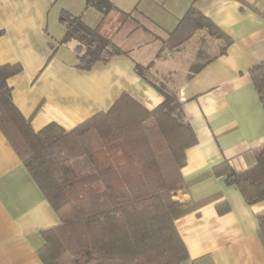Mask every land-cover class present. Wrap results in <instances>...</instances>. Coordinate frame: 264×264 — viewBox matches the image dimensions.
<instances>
[{
    "label": "crops",
    "instance_id": "0c3cea01",
    "mask_svg": "<svg viewBox=\"0 0 264 264\" xmlns=\"http://www.w3.org/2000/svg\"><path fill=\"white\" fill-rule=\"evenodd\" d=\"M113 2L131 13L113 36L123 52L84 70L78 67L76 41L59 42L65 32L60 13L81 15L96 26L102 18L98 10L86 8L85 0H0V64L21 65L8 78L14 103L36 131L52 122L70 131L108 111L123 93L155 108L163 97L136 73L135 65L155 61L153 72L167 76L181 71L176 61L185 59L191 42L205 41L203 29L179 51L157 56L194 4L232 43L221 53L223 40L212 38L219 51L199 71L187 70L175 86L197 135L181 169L186 188L175 196L195 204L176 220L189 254L184 264H264L258 235L264 200L247 203L238 187L227 183L225 173L215 172L224 161L236 170L248 169L264 144V107L250 75L264 61V0ZM61 223L0 129V264H45L39 256L43 231Z\"/></svg>",
    "mask_w": 264,
    "mask_h": 264
},
{
    "label": "trees",
    "instance_id": "16d2710c",
    "mask_svg": "<svg viewBox=\"0 0 264 264\" xmlns=\"http://www.w3.org/2000/svg\"><path fill=\"white\" fill-rule=\"evenodd\" d=\"M86 8L102 14L96 26L81 15L60 13L65 28L60 43L76 41L78 67L90 70L123 51L113 36L131 16L113 0H85ZM223 40L225 53L232 39L192 4L158 53L179 51L196 31ZM52 46V55L55 52ZM51 55V56H52ZM211 59L193 66L199 71ZM135 65L136 73L163 97L153 109L123 93L101 111L70 131L55 122L36 131L12 97L8 78L19 64H0V129L62 223L43 231L39 256L45 264H184L189 254L176 220L195 204L175 198L186 184L181 169L186 149L197 135L186 120L171 76ZM264 107V61L250 71ZM225 173L249 204L264 200V144L255 164L240 171L227 161L215 166ZM264 244V213L258 216Z\"/></svg>",
    "mask_w": 264,
    "mask_h": 264
},
{
    "label": "rangeland",
    "instance_id": "374dc122",
    "mask_svg": "<svg viewBox=\"0 0 264 264\" xmlns=\"http://www.w3.org/2000/svg\"><path fill=\"white\" fill-rule=\"evenodd\" d=\"M202 32H204L203 34L205 41L191 42V44L187 46L188 48L185 51V59L176 61L175 67L179 68L181 71H179V73H177L176 75H171V77L175 80L171 81V87L175 88L177 81L183 79L186 76L185 73L187 70H189L196 64L203 62L206 58L219 51V45L215 43L214 39H212L214 37L210 36L207 33L206 29H203ZM162 74L164 73H161V75Z\"/></svg>",
    "mask_w": 264,
    "mask_h": 264
}]
</instances>
